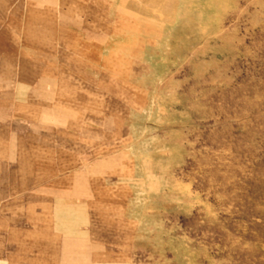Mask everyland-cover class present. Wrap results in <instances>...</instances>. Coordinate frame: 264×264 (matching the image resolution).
<instances>
[{
  "label": "rangeland",
  "instance_id": "rangeland-1",
  "mask_svg": "<svg viewBox=\"0 0 264 264\" xmlns=\"http://www.w3.org/2000/svg\"><path fill=\"white\" fill-rule=\"evenodd\" d=\"M0 264H264V0H0Z\"/></svg>",
  "mask_w": 264,
  "mask_h": 264
}]
</instances>
